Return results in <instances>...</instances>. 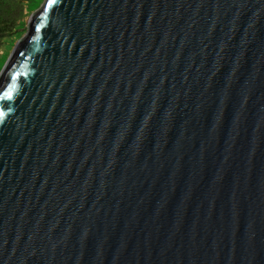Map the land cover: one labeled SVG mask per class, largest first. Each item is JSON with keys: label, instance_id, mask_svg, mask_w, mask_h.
<instances>
[{"label": "water", "instance_id": "1", "mask_svg": "<svg viewBox=\"0 0 264 264\" xmlns=\"http://www.w3.org/2000/svg\"><path fill=\"white\" fill-rule=\"evenodd\" d=\"M0 264H264V0H42L0 69Z\"/></svg>", "mask_w": 264, "mask_h": 264}, {"label": "trees", "instance_id": "2", "mask_svg": "<svg viewBox=\"0 0 264 264\" xmlns=\"http://www.w3.org/2000/svg\"><path fill=\"white\" fill-rule=\"evenodd\" d=\"M23 15V0H0V48L3 38L17 27Z\"/></svg>", "mask_w": 264, "mask_h": 264}, {"label": "rangeland", "instance_id": "3", "mask_svg": "<svg viewBox=\"0 0 264 264\" xmlns=\"http://www.w3.org/2000/svg\"><path fill=\"white\" fill-rule=\"evenodd\" d=\"M41 2L42 0H23L24 15L22 19L18 21L17 27L2 40V45L0 48V69L11 52L14 44L24 34L26 21L29 15L39 7Z\"/></svg>", "mask_w": 264, "mask_h": 264}, {"label": "snow or ice", "instance_id": "4", "mask_svg": "<svg viewBox=\"0 0 264 264\" xmlns=\"http://www.w3.org/2000/svg\"><path fill=\"white\" fill-rule=\"evenodd\" d=\"M10 95V94H9Z\"/></svg>", "mask_w": 264, "mask_h": 264}]
</instances>
